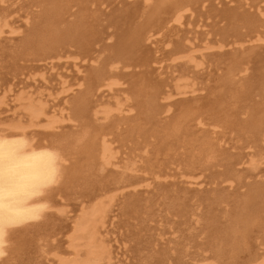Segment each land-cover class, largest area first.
I'll return each instance as SVG.
<instances>
[{"label":"bare ground","instance_id":"obj_1","mask_svg":"<svg viewBox=\"0 0 264 264\" xmlns=\"http://www.w3.org/2000/svg\"><path fill=\"white\" fill-rule=\"evenodd\" d=\"M141 1L33 0L31 7L34 10L30 9L32 11L23 19V26L28 30L26 33L10 20L12 13L7 10L12 5L8 4L10 0H0V39L4 35H23H18L19 45L10 48L9 52H2L12 72L24 76L25 71L32 73L42 69L39 75L45 84L48 82L45 73L48 68L54 71L61 63L58 61L67 60L70 63L69 60H72L78 75H82V78L77 76L79 79L74 83L67 77L60 78L63 79L59 83L61 91L54 102L62 98L68 109H56V105H48L49 102L41 97L34 98V94L21 90L14 102L22 110V116L10 121L0 120L3 151H13L20 157V171L26 177L22 183L36 185L38 193L26 199L21 196L23 202L18 206L19 219L5 227L4 255L0 256V264H24L33 246H36L41 258L45 257L47 250L42 244L48 243L50 234L43 236L44 232L49 227L54 230L60 217L72 219L68 205L82 199L85 190L82 188L88 184H100L109 168L119 169L120 156H123L121 150L128 142L136 146L127 148L131 150L128 158L133 163L123 165L125 172L122 171L120 179L117 178L114 183L115 192L127 187L136 190L134 185L143 178H149V175H157L154 180L159 182L167 181L169 177H162L168 173L166 169L178 163V168L185 175L182 178L187 183L200 179H208L212 183L215 193L211 204L207 203L222 210L228 219L225 228L213 230L215 236L220 235L216 239L218 243L214 241L217 244H212L217 250L215 254L211 256L214 250L211 254L209 251V254L200 252L196 260L194 256L189 263L192 239L182 236L186 244H183L180 260L173 259V262L220 264L219 261L224 260L226 264H235L246 259L249 264H264L263 252L260 253L264 247V175L258 177L254 173L259 170L264 174V4L254 3L255 0ZM237 1L240 6L232 7L231 4ZM198 14L203 17V24L198 27H208L203 32L207 36L205 48L199 46L203 40L198 38H183V42L180 36L175 39ZM214 28L217 30L213 32ZM199 47L206 51L212 49L213 52L216 49L227 50L218 53L215 72L211 71L213 73L206 85L199 87L195 78L187 74L176 77L171 86L169 81L159 78L163 74L160 70L166 62L165 58L169 60L172 57L174 65L180 62L192 64L198 69L205 68V54L200 61L196 56L202 50H198ZM78 64L87 66L83 68L85 71ZM35 74L33 78H38ZM36 78L34 82L38 83ZM103 92L119 94L120 97L114 98L113 105L105 103L101 99ZM1 104L5 102L1 101ZM67 125L71 130L64 132ZM198 133L201 135L197 136ZM117 143H123L121 149L115 146ZM233 149L248 152L233 153ZM161 158L164 163L160 162ZM96 160L99 168L96 167ZM53 166L56 168L54 182L47 183L45 178ZM149 167L151 170H147ZM142 171L150 173L140 178ZM100 190L104 192L105 187L101 185ZM188 191L176 195L167 211L170 219L173 216L186 217L193 211L192 217L198 227L201 206H196L199 201L191 204L194 198ZM225 191L227 194L220 193ZM104 196L109 197L108 204L103 197L90 207H82L68 236L71 252L78 256L79 248H84V259L60 258V264H116L104 233L119 196L108 193ZM166 199L162 201L166 203ZM84 204L85 201H82ZM150 205L146 206L145 215L151 211ZM214 222L220 224L218 220ZM169 251L170 255L164 251L162 264L172 261L176 250ZM158 252L151 250V254L143 255L144 258L141 256V263L150 264ZM186 257L190 258L187 260ZM173 262L171 264H175Z\"/></svg>","mask_w":264,"mask_h":264},{"label":"rangeland","instance_id":"obj_2","mask_svg":"<svg viewBox=\"0 0 264 264\" xmlns=\"http://www.w3.org/2000/svg\"><path fill=\"white\" fill-rule=\"evenodd\" d=\"M33 0H10V3L8 2V4H12L9 10L12 15L10 20L15 21L14 26L15 27H20V30L24 31L27 33L28 30H26V28H24L23 23H24V17L26 16L27 13H30L32 10V2ZM139 1V0H138ZM252 1V0H251ZM258 1V2H256ZM140 2H142L140 0ZM244 1H242V4ZM253 2V1H252ZM262 1L260 0H255L254 3H260V5H263V3H261ZM18 3V4H17ZM29 3V4H27ZM236 3V4H235ZM233 4H231L232 7H239L240 6V2H235ZM29 6H27V5ZM241 4V6H242ZM9 6V5H8ZM242 8H245L242 6ZM32 9V10H30ZM22 10V11H21ZM29 10V11H28ZM15 11V12H14ZM18 13V14H17ZM20 16V17H19ZM19 18V19H18ZM22 18V19H21ZM14 19V20H13ZM192 21V20H191ZM200 21V22H199ZM203 21V17H200L199 14L198 16L193 20L192 23H189L187 25V27L184 26V28L179 32V35L175 38L176 40L179 39V36L181 38V41L183 42L185 39L190 38V40H193L194 38H198V40H203L202 42L199 43V46L202 45L201 47L205 48V43H206V38H205V34H203V32H205L207 30L206 27L200 28L198 26L202 25ZM206 23V22H204ZM210 25V24H209ZM23 26V27H22ZM211 28V27H210ZM188 29V30H187ZM202 29V30H201ZM206 29V30H204ZM186 30V31H185ZM196 30V31H195ZM209 30V29H208ZM217 28H214L213 32L216 31ZM183 32H187V36L185 33ZM183 35L181 37V34ZM185 34V35H184ZM23 37V35L21 33L15 34L14 36H9L8 35H4V37H2L0 40V102L4 101L5 104H1L0 105V120H4V121H10L11 119H17L20 118V116H22V110L19 109V107H17V104L14 102V98L17 94H19V92L21 90H24L26 93L29 94H34V98H40L44 101L49 102L48 105L51 106H55L56 109L59 108H67L68 106L67 104H64V100H62V98L57 99V101L54 102V98L56 99V95L58 92L61 91V86L59 85L60 81L63 80L61 78V76L67 77V79L71 82L74 83L77 80V76H81L80 78H82V75H78L77 70L74 68L73 66V62L72 60H69L70 63L67 60H61L58 62L57 61V66L55 67L54 71L49 70V68L47 69L48 71H45L46 73V78H47V83L44 84L43 79H41L40 77V73L42 71H34V72H27L25 71V75H20L19 73H15L14 71L12 72V68L10 66L9 63H6V61L8 62V60H5V55H3L2 52H4V50L6 52L10 51V48L15 47L17 45H19V41H20V37ZM11 37V38H10ZM194 37V38H193ZM207 37V36H206ZM7 38V39H6ZM10 38V39H9ZM184 38V40H182ZM193 38V39H192ZM205 38V39H204ZM18 39V40H17ZM10 41V42H9ZM18 41V42H17ZM22 42V40H21ZM20 42V43H21ZM181 42V43H182ZM176 44V43H175ZM204 45V46H203ZM9 46V48H8ZM4 48V49H3ZM200 48V47H199ZM203 48H200L198 50H201V52H197L196 55L198 58V61H200L202 58L201 56L204 55L205 57V69L204 67L200 68H195V66H193L192 64H181L179 62L178 63H174L172 64V60L173 59L171 56V58L166 59L165 58V63H163V68L162 70H160V73L162 74L159 78L162 80H165L166 82H168V84L171 86L175 83L174 79L176 80V77L179 78V76H183V75H188L191 77H194L196 80L195 82L199 85V87H201L200 85L204 84L206 85L210 79V76L212 75L213 72H215L214 68L216 66H214V63H216V61H218L219 58V54H222L223 52L226 51H218V49L214 50L216 52H213L212 49L209 51L204 50ZM205 51V52H204ZM213 53H212V52ZM5 52V53H6ZM209 53L208 55L206 53ZM211 52V53H210ZM213 54V55H212ZM216 54V57H215ZM212 55V56H211ZM4 57V58H3ZM168 57V55H167ZM200 58V59H199ZM209 58V60H208ZM3 59V60H2ZM208 60V61H207ZM5 61V62H4ZM63 61V62H62ZM64 61L66 64H64ZM211 61V62H210ZM55 62V63H56ZM69 65H68V64ZM208 63V64H207ZM61 64V65H59ZM169 64V65H167ZM172 64V65H171ZM206 64L208 66H206ZM181 65V66H180ZM183 65V66H182ZM189 65V66H188ZM192 65V66H191ZM8 66V68H6ZM78 66L81 68V70L85 71L84 69L87 68V66H81L80 64H78ZM177 66V67H176ZM5 67V68H4ZM176 67V68H175ZM60 68V69H59ZM63 68V69H62ZM84 68V69H83ZM193 68L195 70H193ZM3 69V70H2ZM8 69V70H7ZM190 69V70H189ZM203 71H202V70ZM11 70V71H10ZM198 70V72H197ZM201 70V71H200ZM76 71V72H75ZM162 71V72H161ZM174 71V72H173ZM183 71V72H182ZM213 71V72H211ZM211 72V73H210ZM17 78H15V75ZM30 75H29V74ZM168 73V74H167ZM176 73V74H175ZM195 73H197L195 75ZM204 73V74H203ZM210 75H209V74ZM33 74H35V76H39L38 78L35 79V81L38 80L37 82H34V78H33ZM59 76H58V75ZM171 74V75H170ZM215 74V73H214ZM199 75V76H198ZM196 76V77H195ZM167 77V78H166ZM209 77V78H208ZM15 78V79H14ZM31 78V79H30ZM33 78V79H32ZM41 80H40V79ZM197 78V79H196ZM79 79V78H78ZM212 79H215L214 77ZM42 81V82H41ZM174 81V83H173ZM171 82V83H170ZM203 85V86H204ZM202 86V87H203ZM201 87V88H202ZM10 90H13L12 93H10ZM201 94V92H200ZM49 95H52V97H49ZM4 96L5 99H4ZM114 96V97H113ZM120 97L119 94H110L108 92H103L102 93V101H106L105 103H111L113 105L114 103V98L115 97ZM17 107V108H16ZM21 110V111H20ZM14 112H16L17 114H14ZM1 123V121H0ZM68 126V127H67ZM66 129L64 132H67L69 130H71L70 126L67 125ZM126 128V127H125ZM200 133L197 134V136ZM126 140H129L126 139ZM119 144V145H118ZM123 145V143H121ZM121 144L117 143L115 146L119 147L121 149ZM129 144V146H128ZM127 146L124 147V149L122 148L121 152L123 154V156H120V164H118L119 169L116 168H109L107 170V172L105 173V180L102 179V182L98 185H91L88 184L86 185L85 189L82 192V199L79 201H74L71 202L70 207H68V210L72 211L70 213V216L72 217L71 220L67 219L66 217H60L58 218V221L55 222V226H54V230H51V228L49 227L43 234V236H47L49 235V240L47 241L48 243H44L42 245H44V250L46 249L47 251H45V257L40 256L39 253H37L38 251L36 250V246H33L31 248V252H30V256H26L25 257V261L24 264H60V258H65L68 260H74V259H78V261L83 260L84 259V255H85V251L84 248H79V255L76 256L74 252H71V250L69 249V245H68V236L71 233V229H72V225L73 222L75 220V218L77 219L80 216V212L82 210V207H90L94 204L95 201L99 200L100 198H105L103 199L104 202L106 204H108V199L104 196L108 194H113L116 196H119L117 199L116 204L114 205V207L112 208V212L109 215V223L107 226V229L105 230L104 235L107 238V241L110 242V245L112 247L113 250V254H114V258L116 261V264H142L141 263V259H143L146 255L151 254L149 252H151V250H157L159 251L158 254L154 255V261H152L150 264H162V260L164 259V255L166 254V252L169 254V250L174 249L176 250L175 253H173L172 255V261L169 262V264H171L173 262V259L176 261V259L178 260L182 254V250H183V237L184 239H192V243H191V250H189V254L191 255L190 257H186V259L188 260L189 258V263L192 262V257L196 258L199 256L200 252H204L211 254V251H213L216 247H213V245L217 244L218 241L216 239L219 238V236H215L214 235V231L215 229L220 228L222 230V228H225L227 226V222L228 219L225 216V214L223 215V211L215 208L216 206H210L211 204V199H212V195L215 193L214 190V186L212 185V183L210 181H208V179H200L197 181H193L192 184L187 183L186 181H184L185 179L182 178L185 175L183 174V171H181V168H178V163H175L174 165H170L168 166V168L166 169V172L168 171V173L165 176H162L163 178L165 177H169V179L167 181L164 182H159L156 179L154 180V178H156L157 175H149V178H143V177H147L145 176L146 174L150 173L149 171H147L148 173L142 171V174L140 175V178H143V180L139 181L137 183V189L134 190L132 187L129 188L127 187V189H122V191L120 192H115L114 190V186L116 183L117 178L120 179L119 177L122 175V171L125 172V169L123 168L124 164H132L133 161H130L131 159H129L128 157H130V152L131 150L127 149L128 147L131 146H135L132 143H127ZM136 147V146H135ZM229 148V147H227ZM125 152V153H123ZM233 153H247L248 150H244L241 151L240 149L238 150H232ZM96 155V154H95ZM124 159V160H123ZM128 159V160H127ZM155 161V160H154ZM164 163V159H160V162ZM97 162L96 167L99 168V162L98 160L95 161V164ZM124 162V163H123ZM156 162V161H155ZM153 163V162H152ZM142 166V165H141ZM151 166V165H150ZM145 167V166H144ZM173 167V168H172ZM177 167V168H176ZM262 168V167H261ZM147 170H151L150 167L149 169L147 168ZM171 170V172H170ZM118 171V172H117ZM175 171V172H174ZM177 171V172H176ZM115 172V173H114ZM144 172V173H143ZM179 172V173H178ZM172 173V174H171ZM255 174H258V177H262L264 174L259 173V170H257L256 172H254ZM117 174V175H116ZM171 174V175H170ZM178 174V175H177ZM181 174V175H180ZM175 175V176H174ZM142 176V177H141ZM171 176V177H170ZM178 176V177H177ZM115 177V179H114ZM176 178V179H175ZM264 178V177H263ZM262 178V179H263ZM149 179V180H148ZM151 179V180H150ZM175 179V180H174ZM261 179V178H260ZM147 180V181H146ZM156 182H154V181ZM170 180V181H169ZM180 180V181H179ZM172 181V184H171ZM178 181V182H177ZM183 181V182H181ZM175 182V183H173ZM180 182V183H179ZM198 182V183H196ZM108 183V184H107ZM168 183V184H167ZM185 183V184H184ZM107 184V185H106ZM110 184V186H108ZM140 184V185H138ZM179 184V185H178ZM182 184V185H180ZM101 185H103L105 187V191L101 192L100 188ZM156 185L158 187H156ZM177 185V186H176ZM184 185V186H183ZM205 185V186H204ZM98 186V187H97ZM181 186V187H180ZM183 186V187H182ZM188 186V188H187ZM198 188H197V187ZM207 186V187H206ZM96 187V188H95ZM109 187V188H108ZM162 187V189H161ZM170 187V188H169ZM180 187V189H179ZM192 187V189H191ZM205 187V188H204ZM212 187V188H211ZM90 188V189H89ZM92 188V189H91ZM107 188V189H106ZM165 188V189H164ZM177 190H176V189ZM210 188V189H208ZM104 189V188H102ZM145 189V190H143ZM148 189V190H147ZM168 189V190H167ZM189 190V194L191 195V198H194L193 201L191 202L194 203L196 201H199L200 204L196 205V206H201V210L199 212L200 215V226H196L195 221L193 220V211H191L190 213H188L186 215V217H176L174 218V216L171 218L170 214L167 211V207L170 205L172 199L177 195H181L185 192H187V190ZM204 189V190H203ZM210 190V191H207ZM88 190H92V191H88ZM95 190V192H94ZM107 190V191H106ZM147 190V192H146ZM151 190V193L149 192ZM158 190V191H157ZM175 190V191H174ZM183 190V191H182ZM193 190V191H192ZM212 190V191H211ZM132 191V192H130ZM177 191V193H176ZM179 191V192H178ZM88 192V193H87ZM93 192V193H92ZM100 194H99V193ZM111 192V193H109ZM113 192V193H112ZM139 192V193H138ZM145 192V193H144ZM171 192V193H170ZM182 192V193H181ZM207 192V194H206ZM219 192V190H218ZM105 193V194H104ZM127 196H125L126 194ZM166 193V194H165ZM168 193V194H167ZM181 193V194H180ZM194 193V194H193ZM198 193V194H197ZM221 194H227V192L225 191L224 193L220 192ZM218 193V194H220ZM85 194V197H84ZM98 194V195H97ZM136 194V195H135ZM139 194V195H138ZM143 194V195H142ZM155 194V195H154ZM160 194V195H159ZM172 194V195H171ZM179 194V195H178ZM87 195V197H86ZM95 195V196H94ZM148 195V196H147ZM152 195V196H151ZM159 198H158V196ZM169 195V196H168ZM194 195V196H193ZM204 195V196H203ZM115 196V197H116ZM138 196V197H137ZM145 196V197H143ZM167 197L168 199H166V203L165 201H162L163 198ZM165 196V197H164ZM134 197V198H133ZM148 197V198H147ZM157 197V198H156ZM171 197V199H170ZM210 197V198H209ZM84 198V200H83ZM87 198V199H86ZM89 198H91V200H89ZM127 198V199H125ZM140 198V199H139ZM143 198V199H142ZM145 198V199H144ZM154 198V199H153ZM161 198V199H160ZM206 198V199H205ZM88 200V201H87ZM130 200V201H129ZM142 200V201H141ZM150 200V201H149ZM82 201H85V204L82 205ZM87 201V203H86ZM90 201V202H89ZM132 201V203H131ZM134 201V202H133ZM139 202V203H138ZM159 202H162L160 204H158ZM207 202H210L207 203ZM79 203V204H78ZM81 203V204H80ZM130 203V204H128ZM165 203V204H164ZM87 204V205H86ZM132 204V205H131ZM151 204V205H150ZM168 204V205H167ZM204 204V206H203ZM89 205V206H88ZM120 205V206H119ZM139 205V206H138ZM143 205V206H142ZM148 205H150V210L148 213V215H145V211L147 210ZM159 205V207H158ZM79 206V207H78ZM122 206V207H121ZM136 206V208H135ZM147 206V207H146ZM152 207V208H151ZM70 208V209H69ZM165 208V209H164ZM205 208V209H204ZM125 209V210H124ZM195 209V208H194ZM192 209V210H194ZM209 209V211H208ZM213 213H212V210ZM130 210V211H128ZM162 210V211H161ZM165 210V211H164ZM125 211V212H124ZM205 211V212H203ZM220 211V212H219ZM155 212V213H154ZM165 212V213H164ZM210 212V214H209ZM151 213H153L151 215ZM164 213V214H163ZM204 213V214H203ZM190 214V215H189ZM213 214V215H212ZM221 214V215H220ZM141 215V216H140ZM162 215V216H161ZM190 218H189V216ZM147 216V217H146ZM150 216V217H149ZM164 216V217H163ZM168 216V217H167ZM170 216V217H169ZM224 216V217H223ZM141 217V218H140ZM156 217V218H155ZM207 217V218H206ZM226 217V218H225ZM164 218V219H163ZM203 218V220H202ZM206 218V220H205ZM221 218V219H220ZM167 219V220H166ZM180 219V220H179ZM184 219L186 221H184ZM227 219V220H226ZM60 220V221H59ZM145 220V221H144ZM164 220V221H163ZM177 220V221H176ZM179 220V221H178ZM213 220V222H212ZM214 220H218L220 224H215ZM157 221V222H156ZM170 221V222H169ZM207 221V222H206ZM226 221V222H225ZM167 222V223H166ZM162 223V224H161ZM170 223V224H169ZM181 223V224H180ZM192 223V224H191ZM70 224V225H68ZM154 224V225H153ZM159 224V225H158ZM206 224V225H205ZM223 224V225H222ZM68 225V226H67ZM144 225V227H143ZM153 225V226H152ZM165 225L169 226V227H165ZM173 228H172V226ZM179 225V226H178ZM186 225V226H185ZM210 225V226H209ZM59 227V228H58ZM68 227V228H67ZM70 227V228H69ZM136 227V228H135ZM185 227V229H184ZM204 227V228H203ZM141 228V229H140ZM167 228V229H166ZM170 228V229H169ZM182 228V229H180ZM198 229L197 231L195 229ZM208 228V229H207ZM57 229V230H56ZM129 229V230H128ZM179 229V230H177ZM206 229V230H205ZM56 230V231H55ZM69 230V231H68ZM183 230V231H182ZM188 230V231H187ZM195 230V231H193ZM212 230V232H211ZM214 230V231H213ZM55 231V232H54ZM150 231V232H149ZM181 231V232H180ZM52 232V234H51ZM169 232V233H167ZM183 232V233H182ZM186 232V233H184ZM195 232V233H193ZM200 232V233H198ZM128 233V234H127ZM153 233V234H151ZM172 233V234H171ZM211 233V235H210ZM167 234V235H166ZM181 236H180V235ZM192 234V235H191ZM197 234V235H196ZM207 236H206V235ZM147 235V236H146ZM187 235V236H186ZM209 235V236H208ZM140 236V237H139ZM153 236V237H152ZM163 236V237H162ZM179 236V237H178ZM194 236V237H193ZM199 236V237H198ZM211 236V237H210ZM137 237V238H136ZM143 237V238H142ZM179 239H178V238ZM188 237V238H187ZM193 237V238H192ZM134 238V239H133ZM146 238V239H145ZM148 238V239H147ZM158 238V239H157ZM173 238V239H171ZM177 240H176V239ZM205 238V239H204ZM214 238V239H213ZM55 240V241H53ZM176 240V241H175ZM182 240V241H181ZM195 240V241H194ZM50 241V242H49ZM143 241V242H142ZM159 241V242H158ZM214 241H217V243H214ZM220 241V240H219ZM166 242V243H165ZM173 242V243H172ZM180 242V243H179ZM195 242V243H194ZM160 243V245H159ZM170 245H169V244ZM182 243V244H181ZM149 244V245H148ZM155 244V245H154ZM200 244V245H199ZM210 244V245H209ZM213 244V245H212ZM46 245V246H45ZM151 245V247H150ZM178 245V246H177ZM199 245V246H198ZM209 245V247H208ZM153 246V247H152ZM160 246V247H159ZM165 246V247H164ZM177 246V249L175 248ZM194 246V247H193ZM197 248H196V247ZM204 246V247H203ZM207 246V247H206ZM143 247V248H141ZM170 247V248H169ZM180 247V248H179ZM202 247V248H201ZM213 247V248H211ZM150 248V249H149ZM153 248V249H151ZM199 248V249H198ZM208 248V249H205ZM143 249V250H140ZM212 249V250H211ZM264 249V247L262 248ZM260 250V253L263 252L261 255L264 256V250ZM141 252H140V251ZM147 250V251H146ZM163 250V251H162ZM181 250V251H179ZM69 251V252H68ZM84 251V252H83ZM144 251V252H143ZM166 251V252H164ZM179 251V252H178ZM209 251V252H208ZM217 250H214L211 254V256L213 254H215ZM71 252V253H70ZM147 252V253H145ZM83 253V254H82ZM140 253V255H139ZM177 253V254H176ZM198 253V254H197ZM71 254V255H70ZM82 254V255H81ZM146 254V255H145ZM160 254V255H159ZM164 254V255H163ZM197 254V256H196ZM37 255V256H36ZM69 255V256H68ZM145 255V256H143ZM71 256V257H70ZM143 258H142V257ZM163 256V257H162ZM176 256V258H175ZM56 259V260H55ZM157 260V261H156ZM180 260V259H179ZM245 260V261H244ZM261 260V259H260ZM50 261V262H49ZM118 261V262H117ZM140 261V262H139ZM175 261L173 263H175ZM26 262V263H25ZM36 262V263H35ZM159 262V263H158ZM178 262V261H177ZM226 264V262L223 260H220L219 263L220 264ZM243 262V263H241ZM183 264V262H178V264ZM7 264V263H5ZM176 264V263H175ZM235 264H249L246 259L239 260L237 262H235Z\"/></svg>","mask_w":264,"mask_h":264},{"label":"snow or ice","instance_id":"obj_3","mask_svg":"<svg viewBox=\"0 0 264 264\" xmlns=\"http://www.w3.org/2000/svg\"><path fill=\"white\" fill-rule=\"evenodd\" d=\"M19 160L15 152H4L0 144V256L4 255L5 227L13 225L20 217L18 206L23 202L21 196L26 199L38 194L35 191L36 185L22 183L26 177L20 171ZM54 160L53 157V163ZM55 174L56 168L53 166L45 182H54Z\"/></svg>","mask_w":264,"mask_h":264}]
</instances>
